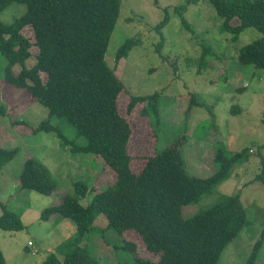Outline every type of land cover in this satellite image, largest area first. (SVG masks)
Instances as JSON below:
<instances>
[{
	"label": "rangeland",
	"instance_id": "1",
	"mask_svg": "<svg viewBox=\"0 0 264 264\" xmlns=\"http://www.w3.org/2000/svg\"><path fill=\"white\" fill-rule=\"evenodd\" d=\"M26 10L25 4L12 3L0 13V20L12 23ZM166 19L161 36L156 29ZM231 23L237 26L240 20L235 18ZM221 25L222 19L209 0H123L106 60L114 68L118 48L131 37L140 41L118 70L126 90L120 97V110L132 128L129 153L135 173L156 150L166 148L182 134L187 137L183 148L186 166L199 177L214 173V152L219 144L229 152L249 150V161L237 165L228 180L183 207L184 217L190 218L221 196L240 192L248 222L225 249L220 264H244L264 230V183L255 181L264 160V70L240 63L238 55L241 48L262 34L251 27L234 41L231 34L221 31ZM22 32L32 43V57L27 61L32 67L39 47L34 44L31 28L25 27ZM205 47H210V55L202 67ZM6 66L7 60L0 53V105L8 111L0 118V146L17 148L18 152L0 171V202L21 214L25 228L0 229V248L7 264H45L51 255L63 261L68 244L76 237V223L59 215L44 221L43 210L59 204L79 181L89 186L81 200L88 204L95 191L115 181L116 173L95 155L72 152L54 133H33V128L49 118V109L25 88L8 84L4 78ZM20 69L19 65L15 67L16 71ZM42 78L46 80L45 73ZM155 92L162 94L159 123H151L142 113L145 103L127 112L132 96ZM192 97L196 103L191 106ZM66 131L74 133L73 128L66 127ZM28 157L39 159L49 168L59 184L53 194L22 189L19 176ZM95 226L97 230L83 245H88L100 264L132 262L131 253L115 248L127 242L136 243L142 257L158 260V255L145 248L139 234L109 228L103 214L97 217ZM256 264H264V242Z\"/></svg>",
	"mask_w": 264,
	"mask_h": 264
},
{
	"label": "trees",
	"instance_id": "2",
	"mask_svg": "<svg viewBox=\"0 0 264 264\" xmlns=\"http://www.w3.org/2000/svg\"><path fill=\"white\" fill-rule=\"evenodd\" d=\"M123 0H0V13L12 3L27 6L26 12L12 23L0 20V53L6 58L4 78L10 85L25 88L35 101L49 109V118L33 128V133H54L63 146L74 153L95 155L116 173L115 181L95 191L88 204L81 200L89 186L74 183V191L65 194L56 205L45 208L44 221L59 215L76 223V237L68 244L65 258L49 256L45 264H100L84 241L95 232V222L103 214L108 226L120 233L132 230L142 238L145 248L159 256L144 258L136 243L122 248L133 255V261L122 264H220L228 245L236 239L248 222L241 193L223 195L219 200L190 218L183 207L196 202L204 194L228 180L237 165L250 159L248 149L229 152L224 144L215 147V171L199 177L188 171L183 156L185 135L147 158L139 173L132 169L129 142L132 128L120 110V97L126 92L118 73L119 65L130 51L140 45L128 38L115 53V67L109 66L106 55L116 29ZM222 19L221 31L237 41L247 29L254 27L261 38L239 51L238 61L264 70V0H209ZM237 18L240 24L233 26ZM157 31L161 34L166 21ZM33 30L39 53L32 67V43L22 30ZM162 43V42H161ZM160 51V46L157 48ZM210 47H205L201 60ZM205 59V60H204ZM19 65L21 69L15 70ZM47 78L43 80L42 74ZM161 92L132 96L127 105L131 113L145 103V115L151 123L160 122ZM192 97L191 106L195 104ZM0 105V118L7 115ZM66 127L74 130L68 133ZM18 149L0 146V171L17 155ZM22 189L51 195L59 184L49 168L35 157L25 160L19 176ZM255 181L264 183V160ZM254 181V182H255ZM0 229L21 231L25 228L21 214L0 202ZM264 242V230L244 264H256ZM0 264H7L0 248Z\"/></svg>",
	"mask_w": 264,
	"mask_h": 264
},
{
	"label": "built area",
	"instance_id": "3",
	"mask_svg": "<svg viewBox=\"0 0 264 264\" xmlns=\"http://www.w3.org/2000/svg\"><path fill=\"white\" fill-rule=\"evenodd\" d=\"M30 244H32V242H30Z\"/></svg>",
	"mask_w": 264,
	"mask_h": 264
},
{
	"label": "clouds",
	"instance_id": "4",
	"mask_svg": "<svg viewBox=\"0 0 264 264\" xmlns=\"http://www.w3.org/2000/svg\"><path fill=\"white\" fill-rule=\"evenodd\" d=\"M32 245V244H31Z\"/></svg>",
	"mask_w": 264,
	"mask_h": 264
}]
</instances>
